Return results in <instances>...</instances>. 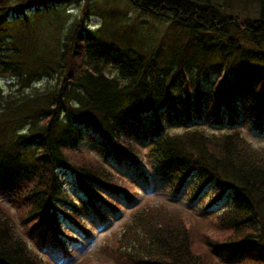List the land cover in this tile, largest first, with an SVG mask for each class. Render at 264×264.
<instances>
[{
    "label": "trees",
    "instance_id": "obj_1",
    "mask_svg": "<svg viewBox=\"0 0 264 264\" xmlns=\"http://www.w3.org/2000/svg\"><path fill=\"white\" fill-rule=\"evenodd\" d=\"M79 1L83 17L64 29L61 44L25 42L27 10L46 9L56 26L63 14L52 9ZM92 1L19 0L14 19L0 14V76L12 80L0 86V189L23 227L44 234L48 225L69 250L78 229L87 232L82 211L107 218L103 206L120 210L112 200L132 193L120 185L123 175L139 178L132 164L145 162L176 193L219 209L212 221L220 239L194 250L183 225L156 227L150 209L118 240L122 258L214 264L224 250L229 260L264 264V149L245 137L264 136V0H102L110 6L98 8L93 32L83 28ZM140 16L160 29L146 37ZM31 44L40 46L33 52ZM11 219L0 207V264H50Z\"/></svg>",
    "mask_w": 264,
    "mask_h": 264
},
{
    "label": "rangeland",
    "instance_id": "obj_2",
    "mask_svg": "<svg viewBox=\"0 0 264 264\" xmlns=\"http://www.w3.org/2000/svg\"><path fill=\"white\" fill-rule=\"evenodd\" d=\"M1 3H4V5H2L3 10H0V14L3 11L5 13L7 11V16H9L8 20L14 19L12 15L13 8L14 6L20 4L19 0H2ZM109 4L110 3H106L105 5V2L102 0H93L92 2H90V8H92L90 11L92 15L86 18L87 20H85L83 28L89 29L92 32L96 31L99 25H101L102 23V18L100 15V12L102 10L99 11L98 8L103 6L104 9H108L110 6ZM118 4H121V2H118ZM83 5L84 3L79 1L68 4L63 7L58 6L55 9H52L57 10L58 12L63 14V22L62 24H59L61 26H55L54 23H48L51 22L50 18L48 17L49 15L43 12L46 9L27 10V18L34 25L27 23V25L19 27V30L22 33L25 42L29 41L30 43H33L34 39H36V41H39L40 44H44L46 43V38H51V40L49 41L50 45H54L56 42L57 45L58 43L61 44V42L63 41L61 40V34L64 32V29L75 19L83 17ZM121 5L122 7H119L120 11L121 9L124 10V5ZM111 6L113 7V5ZM125 9L127 10V7ZM52 10H50L49 12H51ZM127 14L130 15L129 19L136 17V12H130L129 10ZM137 19L141 23H144V25L142 26L147 29L146 32L149 31L148 35H145L146 37L153 36V32L156 28L160 29V27H158L159 25L157 24V22H154L151 19H148L147 17L140 16ZM36 24L39 25L36 26ZM33 33L34 37L32 38L31 34ZM158 37L159 33L155 35V38L158 39ZM39 46L40 45L35 46L31 44L28 48L35 52V50H37ZM109 71L110 69H106L107 74L112 76L113 72L111 71V73H109ZM11 81L12 80L0 76V86L4 90L8 89L7 86ZM45 84L46 80H42L41 82L36 83L34 85L36 87H41ZM257 133L258 132L254 133L246 131L245 137L247 141L250 142L251 147L253 149H264V136H260ZM84 144L87 145V142H85ZM87 148L90 149V146H87ZM89 151L93 156L98 158V156H96V153L93 150ZM144 163H140L141 169L146 174L153 173L149 164ZM127 173L131 174V170H128L126 172L124 179L122 180V183L120 185L124 188V186L128 184L127 188L130 191L133 189V192L130 196L132 204L131 202H126L122 200L120 197H116L114 198L115 200H112L111 198H109L108 195H105V199L112 200L114 202L113 206H116V204L120 205L121 208L119 212L107 209V211H109V215L107 216V218H104L105 220H101L103 224L105 222L107 223L106 226L101 225L102 223H99L98 218H94V212H91L89 214V218L87 219L86 224L84 223V226L89 229H93V239L91 241H89L90 239L82 240L79 245L74 244V247L69 249L71 250L70 256H72L69 259H63L60 263L56 262L60 259L58 251L53 250L50 253L46 251L48 250V248H45V245L43 244V242L41 243V240L39 241L40 234L38 233L37 229L29 230L23 227L20 221V215L22 214L18 212L13 202L7 199L8 194L10 193L4 192L2 189H0V207L5 211L7 209L8 214H12L13 217H11V220L15 225L16 231L20 232V234L22 233L24 237L29 239L31 247H33V249L37 251L39 255H44L47 260L50 261L51 264H134L129 262L127 259L122 258V256L117 253V251L119 252V248L117 249V247L119 246L118 240L122 237L128 225L133 223V217L136 214H145V210L150 211V209L156 210V216L153 219V223H157L156 227H159L162 223H168L169 221L175 226L177 224L183 225L188 231L190 238L192 239V248L194 250L200 248L201 251H209L211 244L217 241L218 238L220 239V232L218 231V229H216L212 221L213 217L218 214L219 209H213L211 207L207 208V202L201 198L195 199L194 201H190V195L186 196L187 194H184V192H182L181 195H175L173 191L174 189L171 186L167 187L165 183L160 180V177H154L155 183L153 189L144 187L143 190H145V192L142 196L139 195L141 199L139 200L138 198H136L137 189H139V187L135 186L136 184L132 181V183H130V178L128 180L129 175ZM141 184L144 185V182H141ZM65 186L66 188H69L68 192H71L73 188L71 182L65 183ZM116 199L121 202L117 203ZM128 204L130 205L128 206ZM226 206H228V204H226ZM226 206H221V208L225 209ZM103 210L105 211L106 208H103ZM19 211L22 212V210L20 209ZM93 219L94 224L90 222ZM34 221L36 220L32 219L30 224H33ZM89 223L92 225H89ZM164 225L167 226V224ZM41 228L44 231V227L42 226ZM48 243L50 246L55 248L52 243V240H48ZM215 255L217 257L213 258L215 262L214 264H247L244 263V261L241 259L229 260V257L227 256V253L224 250L216 251Z\"/></svg>",
    "mask_w": 264,
    "mask_h": 264
},
{
    "label": "bare ground",
    "instance_id": "obj_3",
    "mask_svg": "<svg viewBox=\"0 0 264 264\" xmlns=\"http://www.w3.org/2000/svg\"><path fill=\"white\" fill-rule=\"evenodd\" d=\"M149 174H150V173H149ZM150 175H152V173H151ZM152 176H153V175H152ZM64 187H65V185H64V183H63L62 188H64ZM67 190H68V188L65 187V191H67ZM70 195H71L72 197L75 196L74 193H71ZM77 195H78V194H77ZM77 197H78V196H77ZM83 202H87V199L84 198V201H83Z\"/></svg>",
    "mask_w": 264,
    "mask_h": 264
}]
</instances>
